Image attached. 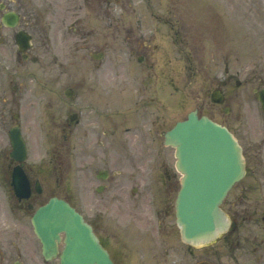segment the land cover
Wrapping results in <instances>:
<instances>
[{
    "label": "flooded vegetation",
    "instance_id": "obj_1",
    "mask_svg": "<svg viewBox=\"0 0 264 264\" xmlns=\"http://www.w3.org/2000/svg\"><path fill=\"white\" fill-rule=\"evenodd\" d=\"M169 1L168 12L148 13L135 12L133 0V8L128 10L125 7L127 3L124 2L123 11L115 17L116 14L106 12L110 9L112 0H97V4L95 0H84L87 8L97 6L99 10H105L97 13L105 21L104 28L107 31L104 49L108 47L107 40L110 36L109 21L114 17L119 20L118 53L121 60L113 72L108 67H103L101 62L95 66L88 64V67L82 69L78 66V61L73 62V70L67 77L70 79V86L63 91V75L68 71H64L60 56L53 52L50 32L57 24L61 29L66 26L68 18L53 12L56 5L51 1L46 3L50 10L43 17L41 13H29L35 10L34 6L26 7L15 0H0V4L4 6V9H0V18L4 16L3 12L17 9L23 12V18L27 20L25 26L31 32L41 27L42 21L46 27L44 45L40 52L17 53L13 59L8 48L9 36L1 34L0 38V47L6 46L11 58L0 62V134L5 135V139L0 142V217H6L9 213L12 218L10 225L15 223L23 229L13 233L16 237L11 238L12 249L3 248L0 261L15 260L13 264H23L21 261L29 254V234L26 231V221L22 219L46 204L50 198L63 197L92 227L114 264H159L161 261L162 264H170L174 250V241L170 237V198L163 199L164 195L161 194L160 202L155 208L142 204V194L137 188L118 189L120 184L116 183V173L118 171L117 175L121 177L122 172L112 168L117 165L118 160L125 162L127 153H130L131 148L135 150L138 142L140 149L147 148L148 152L157 148L159 131L156 106L159 83L164 80L174 83L175 79L172 77L174 59L170 53H183V61L188 69L191 53L208 50L218 52L220 69L215 76V90L220 91L223 101L211 105L218 116L226 118V126L231 131V124L227 121L234 114L233 102L238 95V88H234V84L238 87L239 72L234 68L232 54L234 35H225L222 29L216 31L223 26V15H235L215 12L210 4L212 0H140V4L149 5L152 9L153 4H159L164 10L169 9ZM213 1L216 4V0ZM257 1L248 0V3L252 4L251 10L257 4L258 10L262 11L257 14L259 18L254 20L258 21L259 27L264 25L261 21L264 20V8L258 6L262 1ZM71 15L75 19L66 29L76 32L78 36L92 34L93 28L85 30L83 16L75 13ZM102 52L93 55L103 58L105 54ZM159 52L165 53L164 56L158 55ZM50 54H55L53 59ZM32 64L40 65L36 72L39 75L33 73L31 76ZM111 73L114 74L113 77ZM256 80L258 85L264 86L261 78H250L252 83ZM67 90H72L71 97L67 96ZM203 102L205 104L206 100ZM130 103H133V107L127 108ZM198 115H204L201 109H198ZM210 115L216 118L215 112ZM12 130L21 132L26 144L27 158L24 163L11 155ZM127 133L133 135L129 137ZM38 143L43 148L49 147L47 159L39 161L30 156V150L35 149ZM63 149H69L67 160L72 161L74 171L73 192L68 194L66 186L67 195L62 194L59 185ZM114 149L115 156L112 155ZM139 160L142 161L141 157ZM17 166H22L30 181L32 195L28 200L17 197L12 183ZM47 166L51 168L53 176ZM71 171L68 168V173ZM248 175L249 170L247 178ZM167 179L172 180L170 173ZM37 185L42 188L41 193L37 192ZM47 185L50 197L44 201ZM252 186L253 180L248 179L239 188V200L251 191ZM141 191L145 192L143 189ZM123 192L125 199L128 200L129 197L132 204H124L125 200L121 198ZM112 203L117 205L112 206ZM234 206L235 225L238 220L258 217L254 211L259 210H246V214H242L237 210L238 205ZM261 218L264 222V216ZM61 238L59 255L64 250L65 235L61 234ZM231 256L232 261L239 264L237 254ZM221 258L218 257L219 261L213 264H222ZM57 260L60 262L58 258ZM205 261L206 259L202 264H207ZM172 262L181 264L178 260ZM182 264L189 263L184 259Z\"/></svg>",
    "mask_w": 264,
    "mask_h": 264
},
{
    "label": "rangeland",
    "instance_id": "obj_2",
    "mask_svg": "<svg viewBox=\"0 0 264 264\" xmlns=\"http://www.w3.org/2000/svg\"><path fill=\"white\" fill-rule=\"evenodd\" d=\"M226 1V0H225ZM262 4H258L260 8H264V0H262ZM23 2H28V0H23ZM115 5H111L110 9L106 10V12L113 14H120L123 11L124 2L123 0H114ZM132 0H129L125 7L129 9L133 8L135 5L137 13H148V12H156L157 4H153V9L149 5H141L140 0H133L135 4H131ZM257 2H260L258 0ZM27 5V4H26ZM35 10L30 11L41 13L43 8V0H37L34 5ZM30 6V7H31ZM170 8V5H167ZM248 4H246V0H233L232 1V11L236 12V17L239 18V23L241 26L237 29V52L236 60H234V68L239 72L238 79L242 82L241 86L238 87V95L233 102L234 114L232 116L231 122L234 124V131L236 132L237 136L239 137L242 144L247 148L251 149L250 153L248 154L249 161L251 163V168L255 170V177L257 178V186L252 190L250 193L252 197H250L249 202H245L247 198L246 195L243 197V203L248 205H253L248 207V205L243 209L239 210L242 214H246V209L249 211H253V208L262 209L264 208V113L261 110L260 104L257 101L255 89H258L257 84L259 83L257 80L255 83L250 82V78H261L264 80V34L263 29L264 25L259 26L258 22L254 21V18L258 13L261 11L258 10L257 4L254 7L253 14L250 10H248ZM158 9L161 10V6H158ZM167 9L164 10L166 12ZM45 10L43 12H46ZM105 10H102L95 6L94 8H87L84 4L83 0H58L56 4V8L53 12H57L62 14V17L68 15V18L71 21H68L67 24L72 22L75 18L71 15V13L80 14L83 16V24L85 25V30L90 31L93 28L91 35H77L76 33L67 32L65 29H61L59 24L54 26L50 32V41H52L53 52L56 55L61 56V61L63 66L67 70L72 68V62L78 61V65L81 66H88L91 61H94L93 54H98L99 52L104 51L106 53V57L103 59L105 65H109L112 68L116 66L117 62L120 59L118 54L119 51V42H118V31L119 21L117 19H111L109 21L110 28H109V40H107L108 47L103 48L106 45V40L104 37L106 35V31L104 28L105 21L99 18L97 13H102ZM134 12V11H131ZM44 17V14L41 13ZM96 15V16H95ZM253 22V26H249L250 21ZM26 19L21 21L20 27L16 30H8L7 28L0 29V38L1 34L3 36H9V43L8 48L10 52V57H13L17 54V49L15 47L14 42V31L19 30L23 26L26 28ZM243 25V26H242ZM45 22L42 21L41 27H38L34 30V40H33V49L34 51H41L42 45H44L45 40ZM30 29V28H29ZM32 31V30H31ZM105 42V45H104ZM71 45H76L77 49L70 48ZM104 45V46H103ZM39 51V52H40ZM209 51V50H208ZM9 52L7 47H0V62L2 60H11L9 57ZM210 52V51H209ZM54 54V55H55ZM54 55L50 54V58ZM194 59L193 68L190 72V77L185 75V71L181 67V63L183 64V56L181 53H170V56H174L177 61L174 63L173 73L175 74V78L179 80L180 83L176 82L177 84L174 87L180 89L181 91L174 90L172 88V84L170 81V94L175 98L173 102L180 103L174 108H170V111H173L175 115L183 114L185 115L187 112L194 110L195 108H202L205 113H214L218 116L219 114L214 110V108L209 105L207 100L210 97L209 93L216 87V80L215 76L218 73L220 66L218 65V61L220 57L215 55L213 52L212 56L207 52H195L192 54ZM15 59V58H14ZM53 59V58H52ZM1 66V64H0ZM222 66V65H221ZM40 65H32V70H38ZM223 67V66H222ZM170 70H172L170 68ZM170 78V74H168ZM33 76V75H32ZM247 81L250 84H247ZM70 81L68 80L66 75H63V88H67L70 86ZM33 85V83H32ZM165 87L168 85H164ZM182 87L185 88L186 92H182ZM237 88V87H236ZM188 94L187 97L185 94ZM170 94L167 95L168 102L170 105ZM181 95L180 99L179 96ZM206 99L205 105L203 104V100ZM166 106V105H165ZM162 108L165 109V117L168 115L169 107H162L159 104V111H158V126L159 129H162V124L169 122L167 118L162 117L164 116V112ZM214 111V112H213ZM160 114V115H159ZM222 118V116H220ZM162 118V121H161ZM219 118V116L217 117ZM162 123V124H161ZM126 136V135H125ZM124 136V137H125ZM129 136V134H127ZM126 139L128 140V137ZM130 137V136H129ZM5 139V135L0 134V142ZM139 144V142H138ZM137 149L135 145L134 148L130 149V153H127V157L125 162L117 161V165H115L112 169L114 170H121L122 175L121 177L117 176V183L120 184L118 189L128 188L131 187H139L142 189H149L150 187L162 188L161 187V172L162 170L167 169L168 172L170 170L175 172L174 169V152L171 148H166L160 146L158 149H152L155 152H148V149L138 146ZM6 145V142L5 144ZM47 151H49V147L43 148L38 145L35 146V149H32V157L35 160L47 159ZM69 149H63V155L61 159L62 169L59 173L60 182L59 185L62 189L65 188V185L72 184V177L74 176L73 166L71 165L72 161H68L67 158L69 157ZM112 155L115 156V149L112 152ZM152 155V156H151ZM141 157L142 161L139 160ZM121 163V164H120ZM120 164V165H119ZM123 167V168H122ZM68 168H71L72 171L68 173ZM122 168V169H121ZM48 171L52 173V170L49 166H47ZM158 175H156L158 173ZM137 174V178L135 177ZM173 176L170 189L166 194L170 196V203L173 199L176 198L177 191L180 187L179 180L180 174L175 172ZM53 176V173H52ZM129 176V177H128ZM132 177V178H130ZM154 178L157 179V183H154ZM149 179H151V183H149ZM48 186L46 187L45 195L43 196V200L49 197ZM125 191V189H124ZM65 194V192H63ZM147 195V192H146ZM151 197V196H150ZM146 196L144 200L148 203L151 198ZM122 199L125 200L124 192L122 193ZM236 200V191L231 192L226 200L223 203L222 208L230 214L232 212V205L233 202ZM147 203V204H148ZM2 208V207H0ZM2 210V209H1ZM5 210V209H4ZM243 211V212H242ZM25 222V218L22 219ZM29 217H26V223H28ZM12 218L8 213L6 217H0V235H3L4 239L0 237V252L3 248L7 250L12 249L10 245L11 238L16 237L13 233L16 234L18 230L21 229V225L17 226L15 223L10 225ZM239 222V220H238ZM7 223V225H5ZM23 230V229H21ZM27 233L29 236L28 242V250L29 254L24 261V264H59L57 261L47 263L43 260L41 255V246L36 238L33 236L31 228H27ZM237 236V239L241 242V246L238 250V257L240 264H264V231L262 228H258L254 225L250 226H242L239 229V232L235 234H229L225 236L224 239L218 240L217 243L214 244L211 248H205L201 250H196L193 248H186L185 245L181 242L179 232L176 227V223L173 217V210L170 209V237L176 240L173 258L172 260L182 262L185 259V262L189 264H202V262L206 258H210L209 263L213 264V262H217L219 260H214L213 255L218 254L221 256V263L222 264H235L232 261V257L230 252L232 251V246L230 240ZM258 237V238H257ZM258 241V245L255 240ZM254 247H257L255 249ZM263 249V253L261 250ZM257 251V253H256ZM260 257L258 261L255 259ZM201 260V261H199ZM141 261V260H140ZM14 260L8 261H0V264H13ZM170 264H174L173 262ZM142 263L143 260H142ZM161 261L159 264H162ZM158 264V263H157Z\"/></svg>",
    "mask_w": 264,
    "mask_h": 264
},
{
    "label": "water",
    "instance_id": "obj_3",
    "mask_svg": "<svg viewBox=\"0 0 264 264\" xmlns=\"http://www.w3.org/2000/svg\"><path fill=\"white\" fill-rule=\"evenodd\" d=\"M4 23L15 27L18 17L9 14ZM24 35H19L18 45L29 47L30 38ZM258 99L264 109V91ZM165 144L177 148V168L185 175L176 202L182 238L194 245L208 243L229 227L219 206L244 175L242 150L227 129L206 118L198 120L195 114L165 134ZM19 145L15 143L16 148ZM33 225L47 259L56 254L58 234L65 231L67 248L62 264H107L89 227L65 202L53 199L36 213Z\"/></svg>",
    "mask_w": 264,
    "mask_h": 264
}]
</instances>
